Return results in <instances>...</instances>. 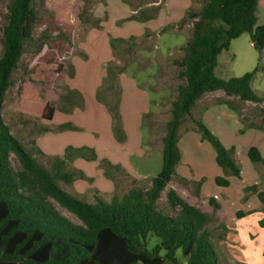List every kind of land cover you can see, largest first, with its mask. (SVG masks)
<instances>
[{
  "label": "trees",
  "instance_id": "16d2710c",
  "mask_svg": "<svg viewBox=\"0 0 264 264\" xmlns=\"http://www.w3.org/2000/svg\"><path fill=\"white\" fill-rule=\"evenodd\" d=\"M259 2L206 0L200 11H188L184 15L181 22L191 21L193 32L185 46L184 58L177 62L182 67L179 76L185 84L179 87L165 127L160 173L148 190L133 189L120 202L107 203L97 198L94 204H89L59 186V181L72 184L76 174L63 171L65 160L82 155L84 149L68 147L64 159H56V173H51L12 135L3 121V105L12 86L13 72L37 24L34 0H11L0 55V264H179V251L187 264H220L207 230L211 221L208 213L189 204L174 190L167 192V200L172 208L179 209V214L172 216L159 210L157 202L182 161L179 129L202 96L222 91L244 102H262L252 88L257 70L230 80L216 74L219 55L242 35L249 34L254 47L264 49V24H258ZM158 13L159 8L149 15L148 11H140L139 16L132 18L149 21ZM108 69L106 79L112 76L119 83L124 68L113 75L112 69ZM74 75L75 71L71 73ZM70 95V99L76 97L83 103L78 91L71 90ZM120 95L121 87L116 104L107 109L115 138L123 142L126 134L119 110ZM54 113L55 108L47 105L42 118L51 121ZM194 123L201 139L213 147L216 163L223 171V176L215 179L216 184L228 187L227 177H241V167L234 158L236 148L227 149L202 120ZM11 154L20 161L18 171L12 168ZM248 157L254 164H264L255 147L249 150ZM245 192L256 195L264 208V191L258 185L247 187ZM50 199L75 215L81 224L59 213ZM210 203L218 207L213 199ZM243 215L238 213V217ZM261 222L264 224V219ZM150 235L160 240L152 250L146 247Z\"/></svg>",
  "mask_w": 264,
  "mask_h": 264
},
{
  "label": "rangeland",
  "instance_id": "374dc122",
  "mask_svg": "<svg viewBox=\"0 0 264 264\" xmlns=\"http://www.w3.org/2000/svg\"><path fill=\"white\" fill-rule=\"evenodd\" d=\"M205 1L172 0L170 4L184 12L183 18L188 11H200ZM10 2L11 0H0V55L2 53V33L8 23ZM122 3L128 4L132 9L141 8V10H139V14L119 12L118 6H121ZM150 4L158 6L151 7ZM34 6L37 12V24L33 38L26 43L24 54L13 72L12 86L7 92L3 105V121L10 128L12 135L51 173H56L58 169L54 158L41 153L35 144L36 137L42 134L46 128L57 130L56 133L42 138L43 147L49 154H57L56 152L67 148V146L73 150L81 149L78 147L85 144L95 146L98 154L96 155L97 159L81 158L86 152L77 156L76 160L79 161V164L76 166L80 171L76 172L77 175L71 185L59 181V186L63 191L85 203L94 204L97 198L107 203L120 202L121 199L108 192L109 189L104 180L105 168L109 175H113L115 170L113 171L105 163L106 166L103 167L98 158L99 154L102 155L110 151L109 138L116 139L111 114L104 107L99 108L98 111L83 98L86 95L79 91L83 103L76 97L70 99L71 90H75L72 89L73 87L78 90L83 88L87 71L97 64L95 69L103 66V69L106 68V75H108L109 67L112 69V75L124 68V72L127 71L124 81L129 79L136 83L150 85L153 90L149 89L148 91L151 97L157 96L156 92L163 91V100L166 104L160 110L161 117L154 122L147 119L142 129V134L147 140L148 127H152L156 141L150 144L154 149L155 143L159 145L160 137L165 135V127L171 118L172 103L178 98L179 87L185 84V80L179 76L182 67L177 62H180L185 56V46L192 37L193 24L191 21L183 24L181 18L177 22L163 26L169 18L165 0H34ZM158 8L157 17L152 19L156 20L152 28L160 27L159 29L154 31L144 29L142 31L133 27L134 23H147L148 21L133 19L132 16H139L142 9L143 11L147 10L148 15L154 14ZM176 16L177 14L174 15V17ZM263 23L264 17L258 24L262 25ZM157 46L161 49H156ZM99 54L100 58L97 61ZM161 54L166 55V61L162 63L164 66L158 71L154 56ZM76 70L78 76L75 79V75L72 77L71 73L75 71L76 74ZM254 70L257 72L252 82V88L262 99V102L249 104L247 110L243 112L246 115L245 126L248 123L264 125V118H262L264 117L262 110L264 108V49H256L251 43L249 34H244L233 40L229 50L223 51L218 57L216 74L223 80L239 78ZM153 73L154 76L151 75ZM120 86L119 83L113 81L112 76H109L99 91L98 101L107 108H113L119 97ZM121 98L122 86L120 103ZM143 99L142 93L131 95L125 90L124 113L126 118L145 108ZM225 99H229L236 106L241 102L236 97L227 98V95L222 91L207 94L192 109L191 115L186 118L180 131L193 127V122L199 119L200 112L204 107ZM47 105L53 106L57 114L52 123L42 118ZM120 115L123 120L121 110ZM58 124L67 128L62 129L60 126L59 130L57 129ZM132 130L129 131L130 137L135 139L136 134ZM239 134L241 135V132ZM143 148L147 151L150 149L147 144ZM192 148V152L197 157L195 171L203 176L201 192L208 197L213 192V185H215L214 167H217V164L211 156L214 149L209 142L201 139L197 129ZM151 159L150 172L157 176L162 169L161 153L154 151ZM10 160L14 170L21 169L20 161L15 154H11ZM65 169L64 166L63 171L74 172L71 167L68 168L69 171ZM81 170L86 172L90 178H84ZM227 178L231 187H229L230 185L224 188L217 186V191L221 196L227 193L235 196L238 194V182L231 180V177ZM231 182L233 183L231 184ZM129 186V182L124 181L121 184L119 195L126 192ZM146 187L148 185L144 188ZM170 188L169 186L161 194L157 208L169 215L176 216L180 212L179 209L172 208L167 200V192ZM185 188L189 191L181 189L180 195L189 204L210 215L211 221L207 225V230L211 234L220 264H229L218 249L219 239L224 236L225 231L218 228L219 220L212 214L214 206L210 203V199L201 197L196 184L189 189ZM96 189H99L103 195H98ZM50 202L64 217L76 224H81L75 215L62 208L56 201L50 199ZM261 221L263 219L258 221V227L264 229V224ZM241 241L247 243L248 248L252 246V249H256V251L250 252L252 264H264V231L256 240L242 239ZM159 243L160 240L156 236L150 235L146 247L148 250H152ZM258 243L261 245L259 248L253 246ZM231 245L232 247L239 246L235 242ZM177 258L179 264H187L181 251L178 252Z\"/></svg>",
  "mask_w": 264,
  "mask_h": 264
},
{
  "label": "crops",
  "instance_id": "0c3cea01",
  "mask_svg": "<svg viewBox=\"0 0 264 264\" xmlns=\"http://www.w3.org/2000/svg\"><path fill=\"white\" fill-rule=\"evenodd\" d=\"M171 1L172 0H165V8L167 9V15L169 16V18L163 26H167L169 24H172L173 22L179 21L184 14L182 10L171 6ZM152 4H150L151 7L158 6ZM118 8L119 12L130 14H136L139 12V10H141V8L132 9L128 4L123 3L121 6H118ZM176 14L177 16L174 17V15ZM262 17H264V0H260L259 2L258 22ZM155 22L156 20H150L147 23H134L133 27L142 31L144 29H150L154 31L160 28H152V25H154ZM104 36L105 34L103 35V37ZM159 48L161 49V47H156V49ZM99 58L100 54L98 55L96 60L99 61ZM154 58V61H156V64L158 66V71H160L164 66V64L162 63H165L166 61V55L161 54L154 56ZM113 59L117 61L115 58ZM96 65L97 64H94L87 71V74L85 75L86 77L84 78L83 88H79L80 90H78L77 88L73 87L72 89L85 94L86 96L82 95L83 98L86 99V101H89L92 106L95 107L98 111L100 110L99 108L102 107H104L108 111L107 107L101 104L97 98V94L102 88L107 77L105 70L106 68L103 69V66H100L99 69H95ZM126 72H123L119 75V85L121 82L122 86L120 110L122 112V122L126 138L123 142H118L116 139L111 140L109 138L108 145L110 151L102 155L99 154L98 157L103 167L106 164L108 167H111L113 171L115 170V173H113V175H109V172L105 168L104 180L107 184V188L109 189L108 192L112 193L118 199H122L133 189L148 190L149 188H151L152 181L156 177L150 172V164L152 161L151 156L154 151H159L161 153V159L163 158L162 139L164 135L160 137L159 145H156L155 143V147L154 149H152V145L150 143H154L156 141V139H154L155 134L152 131V127H148L147 140H145V137L142 134V129L145 126V121L147 119L154 122L161 117L160 110L166 104L163 100L164 92H156L157 96L151 97L148 92L149 89H151V86L142 84L140 82L136 83L135 81H130L129 79L125 82L124 76L126 75ZM151 75L154 76L155 74L153 73ZM77 76L78 72L76 70L74 78L76 79ZM125 90H127L131 95L142 93L144 96L143 100L145 104V108L143 110L138 111L136 114H131L130 116H128V118L125 117L124 113ZM202 98L203 96L196 102V104H198V102ZM227 98L234 97L227 96ZM227 102H230L231 105H229ZM243 102L244 101L239 102L236 106L232 103V101H229V99H225L217 102L216 104H210L201 110L198 119L202 120L207 125V127L221 140V142L227 149H230L231 147L236 148L234 158L237 164L241 167V177H231V180H237L236 182H238V194L232 196L231 194L227 193L224 196H221L217 191L218 185L216 184V182L215 185H213L214 187L211 195L207 197L201 192V178H203V176L198 174V171H195V159H197V157H195V153L192 152V142L195 141L196 130V125L194 122V126L186 129L185 131L181 132V127L179 129V147L182 151V161L177 166L175 175L172 177L171 182L166 187L167 189L170 186L171 188L169 190H174L180 197L184 199V197L180 195L179 191L181 189L189 191L185 187H188L189 189V187L195 186L196 184L198 191H200L199 193L201 197H207L210 200L213 199L218 204V207H214L212 214L219 220L218 228L225 231L224 236L220 237L219 239L218 249L229 264H252V256L250 252L256 251V249H252V246L248 248L246 245L247 243H242L241 240H256L263 234L264 231V229L258 227V221L264 219V208L256 195L247 194L245 192V189L247 187H251L254 185L260 186V189L264 191V164H254L248 157L249 150L252 147H255L260 151L264 159V125L248 123L247 126H245L246 123L244 122V119L246 115L243 112L247 110L249 104L257 103L247 101L244 102L245 104H242ZM153 108L155 109L153 110ZM56 115L57 114L55 112L52 120L48 122L52 123ZM60 126H62V124H58L57 129L60 130ZM130 129H133L132 131L135 132V139H131L129 132ZM56 132L57 130L46 128V130L42 134H39L35 139V144L41 151V153L54 158L55 162L56 159H64L66 149L69 146H67V148H63V150L59 152H56L57 154H49L43 147L42 138ZM239 132H241V135L239 134ZM146 144L150 147L148 151L143 148ZM78 148L84 149L83 153H81L82 155L84 154V152H86L81 158H85L88 160L91 159L92 155H94L97 159L96 155L98 154L95 146L93 147L92 145L85 144ZM91 151H93L94 153H92ZM211 156L212 159H216L215 151ZM76 158H74L73 160H65V170L69 171L68 168L71 167V169H74V172L70 173H75L77 175L76 172H78L79 169L76 165L79 164V161L76 160ZM214 170L215 179L219 176H222L223 171L218 165L217 167H214ZM81 172L84 178L89 177L86 172L82 170ZM78 174L80 175V173ZM124 181H128L130 186L128 187L127 191L123 192L120 196V187L121 184L124 183ZM232 183L233 182H231V184ZM146 185H148V187L144 188ZM229 187H231V185ZM96 191L98 192V195H103V193H101L99 189H96ZM215 196H217V199L215 198ZM239 212L243 213L244 215L242 217H238ZM233 242H235L236 245L238 244L239 246L233 245L234 247H232L231 244ZM253 246L259 248V246L261 245L260 243H258L256 246Z\"/></svg>",
  "mask_w": 264,
  "mask_h": 264
},
{
  "label": "built area",
  "instance_id": "2783aa9c",
  "mask_svg": "<svg viewBox=\"0 0 264 264\" xmlns=\"http://www.w3.org/2000/svg\"><path fill=\"white\" fill-rule=\"evenodd\" d=\"M215 198L217 199V196H215Z\"/></svg>",
  "mask_w": 264,
  "mask_h": 264
}]
</instances>
